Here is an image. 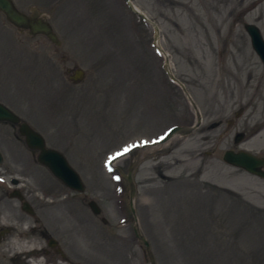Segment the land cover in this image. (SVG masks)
Listing matches in <instances>:
<instances>
[{
  "label": "rangeland",
  "instance_id": "1",
  "mask_svg": "<svg viewBox=\"0 0 264 264\" xmlns=\"http://www.w3.org/2000/svg\"><path fill=\"white\" fill-rule=\"evenodd\" d=\"M131 1L157 24V46L203 124L108 170V157L196 120L153 29L124 0H14L44 15L61 45L0 13V103L65 156L85 191L69 190L17 127L0 123V264H151L136 226L156 264H264V199L243 193L236 176L263 194L264 179L224 161L229 150L264 155L247 144L264 130V64L245 28L264 39V0ZM76 71L84 75L73 82ZM134 162L136 219L121 174ZM16 188L34 216L10 196Z\"/></svg>",
  "mask_w": 264,
  "mask_h": 264
},
{
  "label": "water",
  "instance_id": "2",
  "mask_svg": "<svg viewBox=\"0 0 264 264\" xmlns=\"http://www.w3.org/2000/svg\"><path fill=\"white\" fill-rule=\"evenodd\" d=\"M124 1L126 2L129 10L133 14L143 19L145 22H147L152 26L154 30V38L157 41L159 39V28L157 24H155L152 20H150L139 8L135 6V4L131 0H124ZM0 12H2L5 15L6 19L8 20V22L13 26H15L16 28L22 31H26L32 36L43 35L47 37L52 43L58 46L61 45V42L58 36L55 34L53 27L48 22L47 18L44 15H42L38 10L35 9L31 13V15H27L21 12L16 7L13 0H0ZM245 28L251 37L252 46L254 50L256 51V53L264 63V39L261 35L260 30L253 25H246ZM170 63L171 60L168 54L165 53L164 69L167 72V75L170 78V80L181 88L185 97L187 98L190 105L194 109L196 113V122L192 127L177 126L173 128L161 141V144L165 143L166 141H169L171 138L174 137V135H182V136L189 135L192 132H194L197 128H199L202 124V116L196 103L189 95L183 83L178 81L171 72ZM82 76L83 73L78 72V76L74 77L73 79L77 81L80 80ZM0 122L9 123L12 125H19L20 134L25 138L27 147L33 151L40 152L38 157L39 163L46 166L51 171V173L57 179L63 182L68 188L80 193H83L85 191V186L82 182L81 177L69 165L66 158L58 151L47 149L44 138L38 132H36L33 128H31L29 124L21 122V119L16 114H14L11 110H9L7 107L1 104H0ZM237 141H239V139H237ZM224 161L227 162L229 165L243 168L246 171L250 172L251 174L264 178V170H263L264 158L260 159L257 156L245 151H240L239 153L228 151L224 156ZM2 164H3V156L0 153V166ZM135 164L136 162L131 165L128 174L124 175V177L126 178V180L130 185L131 208H132V213L136 219V213H135L134 201H133L135 198L136 189L132 178L133 168ZM69 174H71L72 177H70ZM71 178L74 180L75 183L73 184L71 183ZM10 196L18 197L19 199L23 200L22 196L17 192L11 194ZM90 208L95 215L97 216L100 215L101 210L99 209V206L96 204V202H91ZM22 209L24 212L30 215H34L31 205L28 202H24ZM134 232L136 237L140 241H142L146 246L147 252L150 256L151 264H156L155 259L150 251L149 243L141 235L138 226L135 227ZM49 245L51 248H56L58 246V243L55 240L51 239Z\"/></svg>",
  "mask_w": 264,
  "mask_h": 264
},
{
  "label": "bare ground",
  "instance_id": "3",
  "mask_svg": "<svg viewBox=\"0 0 264 264\" xmlns=\"http://www.w3.org/2000/svg\"><path fill=\"white\" fill-rule=\"evenodd\" d=\"M258 2H255V3H253L252 4V6L251 7H253L254 5H256ZM215 27V26H214ZM220 37H222V36H220ZM157 44H159V45H161V42L159 41V39L157 40V42H156ZM222 70V74L224 75V77L225 76H233V74L231 73L232 72V70L229 68V67H222L221 68ZM233 78H235V77H233ZM239 92L240 93H242L243 92V89H240L238 92H236L238 95H239ZM241 96V95H240ZM174 136H176V135H174ZM167 142V141H166ZM165 142V143H166ZM165 143H162L161 145H159V146H155V147H152V148H146V149H140V150H136L135 152H127L126 154H124V156L123 157H121V158H119V160H116L115 161V165H113V167L114 166H117L119 163H121L122 161H124L125 159H127L128 157H131L133 154H134V156L135 155H139L141 152L143 153V152H145V151H147V150H152V149H156V148H159V147H161V146H163V144H165ZM248 146H260V145H264V130L261 132V133H259L258 135H256L255 137H253V138H251L249 141H248ZM129 153V154H128ZM122 156V155H121ZM70 175V177H72L71 176V174H69ZM236 178H238V179H241V180H245V182H243L242 183V185H241V190L242 191H244L243 193H245V192H248L249 194H251L252 196H253V198L254 199H256V200H263L264 199V194L262 193V192H256V191H253V190H251L249 187H251L249 184H248V180H250L249 178H250V176H248L247 174H245V173H240L239 175H237L236 176ZM71 183L73 184V183H75L74 182V180L71 178ZM245 194H247V193H245ZM50 244V243H49ZM30 250V249H29ZM33 254V253H32ZM32 254H30V253H26V255H32ZM40 259H35L34 261H32V264H41V262L39 261Z\"/></svg>",
  "mask_w": 264,
  "mask_h": 264
},
{
  "label": "flooded vegetation",
  "instance_id": "4",
  "mask_svg": "<svg viewBox=\"0 0 264 264\" xmlns=\"http://www.w3.org/2000/svg\"><path fill=\"white\" fill-rule=\"evenodd\" d=\"M76 73H77V71L73 74V76L71 77V78H73L75 75H76ZM1 105H3L2 103H0ZM3 106H5V105H3ZM6 107V106H5ZM8 108V107H7ZM9 109V108H8ZM13 112V111H12ZM14 113V112H13ZM21 121L23 122V120L21 119ZM0 123H3V122H0ZM10 125H12V124H10ZM12 126H14V127H17L18 128V131H19V125H12ZM19 134H20V131H19ZM244 136H242V140H244V138H243ZM24 139V138H23ZM235 142H236V140H235ZM243 142H245V140L243 141ZM237 143V142H236ZM229 151H234V152H239L240 150H229ZM37 152V151H36ZM38 155H39V152H38ZM259 157H264V155H262V156H259ZM45 167V166H44ZM15 190H12V192H10V193H13ZM20 194L22 193V192H19ZM22 195V194H21ZM29 201L31 202V200H30V198H29ZM23 203V202H22ZM21 203V204H22ZM7 231V230H6ZM4 233H5V230H4ZM4 234H1V236H3ZM0 236V237H1ZM43 236H45L46 237V234H43ZM47 238V237H46ZM48 239L50 240L51 238L50 237H48ZM59 247L57 246V248H55V251L58 253V254H60L59 253ZM61 251V250H60ZM45 253H48V252H46L45 251ZM63 258L65 257L63 254H60ZM66 258V257H65ZM63 260H65V259H63Z\"/></svg>",
  "mask_w": 264,
  "mask_h": 264
},
{
  "label": "snow or ice",
  "instance_id": "5",
  "mask_svg": "<svg viewBox=\"0 0 264 264\" xmlns=\"http://www.w3.org/2000/svg\"><path fill=\"white\" fill-rule=\"evenodd\" d=\"M144 143H148V141H145ZM131 150V148H125L123 152H117L115 156L111 157V160H115L117 159V157L126 154L127 152H129ZM111 163V162H110ZM111 170V168H110ZM116 179H119V177H116Z\"/></svg>",
  "mask_w": 264,
  "mask_h": 264
}]
</instances>
